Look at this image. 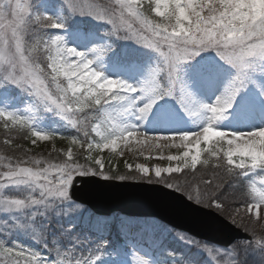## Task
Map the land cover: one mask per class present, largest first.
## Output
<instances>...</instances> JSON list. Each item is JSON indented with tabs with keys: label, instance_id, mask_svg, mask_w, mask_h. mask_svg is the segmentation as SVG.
Wrapping results in <instances>:
<instances>
[{
	"label": "snow or ice",
	"instance_id": "6c2138e0",
	"mask_svg": "<svg viewBox=\"0 0 264 264\" xmlns=\"http://www.w3.org/2000/svg\"><path fill=\"white\" fill-rule=\"evenodd\" d=\"M64 4L72 15L110 25L108 37L132 41L156 53L159 60L135 84L109 79L98 70L97 62L110 46L94 47L91 53L70 48L61 35L50 31L63 29L64 23L35 12L29 0H0V87L22 89L76 130L75 136H61L69 147L64 151L66 158L55 162L27 153L24 157L0 155V264H96L102 243L88 249L67 227L55 236L49 234L56 217L68 216L71 222L79 218L82 206L71 192L78 177L148 179L182 193L196 205L227 215L241 228H249L241 217L242 206L252 225L264 220L260 212L264 179L248 183L241 179L264 171V128L240 133L217 128L240 93L253 83L251 74L264 72V0H64ZM77 39L93 42L88 33L78 34ZM209 52L214 55H204ZM229 76L214 103L199 98L218 90ZM166 98L199 122L194 130L151 134L144 130L143 123ZM0 126L9 152L17 138L56 137L37 130L30 115L2 109ZM165 126L175 125L170 121L156 125ZM133 140L155 148L167 142L165 146L186 150L167 156L176 166L156 167L154 175L143 165H137L138 174L111 175L104 171L105 163L91 155L109 148L116 152L120 142ZM72 146H86L85 163L79 162ZM202 152L215 158L214 168L212 175L196 179ZM209 162L203 159L204 165ZM127 167L132 169L131 164ZM185 169L190 170L191 181ZM174 173H184V181ZM200 183L203 189H193L192 184ZM104 223L97 220L91 227L100 230ZM14 230L27 233L48 255L11 243ZM191 242L206 255V264H249L242 257L264 264V234L257 236L255 231L250 241ZM134 264L150 262L137 255Z\"/></svg>",
	"mask_w": 264,
	"mask_h": 264
},
{
	"label": "rangeland",
	"instance_id": "374dc122",
	"mask_svg": "<svg viewBox=\"0 0 264 264\" xmlns=\"http://www.w3.org/2000/svg\"><path fill=\"white\" fill-rule=\"evenodd\" d=\"M29 2H32L35 12L44 15H51L64 23L65 27L63 29H54L50 31L56 35H61L68 47L76 48L81 52L91 53V49L94 47L100 45L110 46V51L107 55L97 62L98 70L109 79H125L129 83L135 84L144 79L147 76L148 71L153 68L159 60L156 53L142 48L132 41L118 40L115 37H108L107 30H111L110 25L102 21H97L89 16L72 15L68 12L64 0H29ZM69 23L74 24L76 27L91 26L93 29H102V33L97 34L84 31H72L66 27ZM83 33L91 35L93 37V42L89 44L80 42L77 39V35ZM111 39L117 40L118 44L121 45V52L126 54L125 58L118 53L117 48L112 47L109 42ZM204 55L212 56L214 53L209 52ZM232 74H234V72ZM251 75L253 83H250L248 88L240 93L233 106L225 113V118L217 124L218 130L240 133L264 128V72L257 70ZM229 78L230 76L222 79L221 87L218 90L199 95V98L206 103H214L216 96L222 92L223 82ZM0 109L15 112L20 115H30L34 120V126L37 130L56 134L55 139L44 141L33 137L36 140V143H32V145L35 147L42 145L44 148H47L52 152H58L66 158L64 156V151L69 147V142L65 139H61V136H63V133H66V135H76V130L72 128L67 121L61 119L55 113L45 111L42 106L38 105V102L33 97L29 96L28 93L14 85L6 84L4 87H0ZM29 109L31 111H29ZM167 121L172 122L175 126L156 127L158 123ZM198 123V121L189 118L186 114L180 111L179 106L176 105L174 100L166 98L152 110L147 122L143 123V127L144 130L150 134L155 132L171 133L194 130ZM93 135L95 134L93 133ZM96 139L99 138L97 137ZM166 143L167 142H161V147L155 148L151 143L137 144L135 140L131 141V143L120 142L116 152H113L111 148H109L94 150L91 155H93L95 159H101L105 163L104 171L106 172H108L107 170L111 167H114L113 169L115 170L118 166L122 165L128 171L138 174L136 172L137 165H143L150 169V175H154V169L156 167L167 168L169 166H176L177 162L167 160V156L179 155L186 150L181 147L165 146ZM176 143L178 144L179 141L177 140ZM201 148L203 149L204 146L201 145ZM72 150L75 155L82 154L86 159V146L83 149L78 146H72ZM161 156L165 158L159 159L158 157ZM201 156V162L197 166L203 165V159L208 158L210 162L206 166L214 167V157H208L206 152H202ZM129 164L132 165V169L127 167ZM257 171L258 170L253 173H256ZM175 174L179 173H174L172 175ZM166 175L167 173L162 174V176ZM261 179H264V171L262 174L253 175L248 182H258ZM145 180L146 179H140V181ZM194 187V189L197 188L196 186ZM199 188L202 189L200 186ZM260 212L261 216L264 217V208L260 209ZM243 213H245V210L241 211V214ZM246 215L247 214H244L243 217ZM65 217H67L66 221H64V224L60 228L57 230H53L52 228L49 229L50 237L59 234L63 228L67 227L72 231L74 238H78L85 242V246L88 249H95L100 244L98 239L93 238L94 232H91L95 230L91 225L98 219L97 217H93V214L88 209L82 207L79 218L75 222H71L68 216ZM124 219L127 218L115 215L113 218L110 217L109 220L113 224H133V222H130L132 220L125 221ZM58 221L59 219L56 217L52 225H57ZM144 222V225L151 229L150 233L154 232L158 235L165 234L164 236L172 239L177 246L183 245L185 251L181 250L179 251V254H186L188 251L189 253H197V261H193L191 258L192 256L184 261L178 258L180 264H206V255L191 242L196 240L181 233L166 230L154 220H144ZM101 226H103V224ZM158 235L146 238L145 242L151 245L148 250L140 249L138 246L140 243L139 239L129 238L124 244L125 246L130 247L129 253L126 254V256H111L108 254L112 250L101 249L99 253L100 259L96 261V264H134V259L137 255L147 259L150 264H173V260L171 261L167 259V256H164L165 254L162 255V247L160 246L162 240ZM181 237L184 238L182 239ZM10 242L13 244H19L26 249L40 252L43 255H48L47 250L41 244H38L23 231L14 230ZM147 251H149L150 254ZM245 258L248 259L249 264H255V258L244 257L242 259ZM174 260L176 261V259Z\"/></svg>",
	"mask_w": 264,
	"mask_h": 264
},
{
	"label": "water",
	"instance_id": "95a60500",
	"mask_svg": "<svg viewBox=\"0 0 264 264\" xmlns=\"http://www.w3.org/2000/svg\"><path fill=\"white\" fill-rule=\"evenodd\" d=\"M72 199L98 215L120 212L130 217L156 218L172 228L207 242L221 244L252 238L225 218L188 201L162 185L117 182L95 176L78 177Z\"/></svg>",
	"mask_w": 264,
	"mask_h": 264
},
{
	"label": "trees",
	"instance_id": "16d2710c",
	"mask_svg": "<svg viewBox=\"0 0 264 264\" xmlns=\"http://www.w3.org/2000/svg\"><path fill=\"white\" fill-rule=\"evenodd\" d=\"M68 26L70 28H72V29L82 28L80 26L76 27L72 23H69ZM85 28H86V30L97 31L99 34L101 33V30H102V29H93L91 26H87ZM107 31L109 32V30H107ZM111 42H112L113 46H115L117 48L119 54L122 55L123 53L121 52L122 51L121 45L118 44L117 40H112L111 39ZM24 131H26V130H24ZM4 133H5V130L3 129L2 126H0V155H5V156L12 155V156H21V157H24L25 156V153H27L28 155H34V156H37V157H40V158H43V159H49V158H51V159H53L54 162L56 160H59V159H64V157L62 155H60L58 152H52L49 149L44 148V146H42V145L36 146V147L34 145H32V142L31 141H32V139H34L33 137L31 139H29V138H23V139L17 138L16 144H19L21 146V148H17L16 144H13L12 145L13 151L12 152H9L7 150V146L3 144V140L6 138V136H5ZM20 136H23V131H21ZM63 136L71 137L72 135H63ZM76 156L79 157V162L80 163H85V160L86 159L83 157L82 154H78ZM113 168L114 167H111V168H109L107 170L109 172V174H111V175H116L117 173L124 174V175H133L134 174L133 172L128 171L122 165L118 166L115 170ZM213 168L212 167H207L204 164L197 166V169H196V173H197L196 179H200L202 176L212 175V169ZM185 172L189 173L187 179L189 181H191L192 180V176H191L190 170H185ZM173 176L180 177L181 182H183L184 179H185L184 173L175 174ZM251 177H252V175H249L248 177H242L241 179L246 183V182L250 181V178ZM194 186H196V187H199L200 186V187H202V189L204 187L202 183H200L199 185L192 184L193 189L195 188ZM240 199H242V197L238 198V200L235 201V203H238L240 201ZM243 210H244V208L242 206L241 207V211H243ZM244 214L245 213L241 214V217L243 218L244 222L249 225V228L248 229L243 228V229L246 230V231H248L252 235H253V231H255V233H256L257 236L264 234V220H261L260 222L256 223L255 225H252L251 220H250V217L248 215H246V216L243 217ZM224 216L228 218L227 215H224ZM61 220H62V222L64 221L63 216H62ZM111 227L113 229H115L117 226H115L113 224ZM131 230L134 233H138L137 230H141V229H139L138 227H135V226H131ZM95 232H101L102 233V232H105V230L103 229V227H101L100 230H97ZM145 244L147 246H151L147 242ZM160 246H161V244H160ZM167 248H169V249H167ZM164 250H166L165 252H166L167 255L172 256V255H175L177 253L179 254V251H181V250L182 251H185V247L183 245L177 246L176 244H174L172 242H167V243L164 244ZM188 255L190 257L192 256L191 258H192L193 261H195V260L197 261V258H196L197 257V253L196 252L195 253H189V251H188L186 256H185V254H179V257L182 258V257L185 256V259H186ZM242 258H244V257H242Z\"/></svg>",
	"mask_w": 264,
	"mask_h": 264
}]
</instances>
